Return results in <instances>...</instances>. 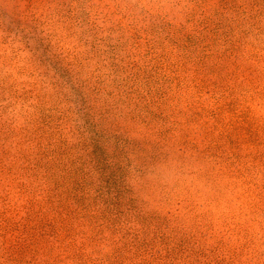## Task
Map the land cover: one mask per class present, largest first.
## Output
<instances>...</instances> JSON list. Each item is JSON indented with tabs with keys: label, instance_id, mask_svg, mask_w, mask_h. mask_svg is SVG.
<instances>
[{
	"label": "rangeland",
	"instance_id": "1",
	"mask_svg": "<svg viewBox=\"0 0 264 264\" xmlns=\"http://www.w3.org/2000/svg\"><path fill=\"white\" fill-rule=\"evenodd\" d=\"M0 264H264V0H0Z\"/></svg>",
	"mask_w": 264,
	"mask_h": 264
}]
</instances>
